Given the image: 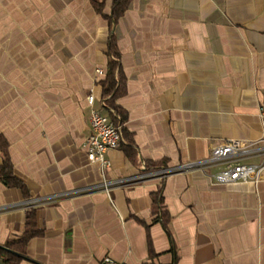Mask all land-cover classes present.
<instances>
[{"label": "crops", "instance_id": "crops-1", "mask_svg": "<svg viewBox=\"0 0 264 264\" xmlns=\"http://www.w3.org/2000/svg\"><path fill=\"white\" fill-rule=\"evenodd\" d=\"M93 1L110 13L113 0H0V135L29 194L0 180V245L33 211L41 233L14 264H264V169L228 184L214 167L139 179L263 136L264 0H129L112 26ZM111 33L126 119L103 176L84 147L86 95L102 99ZM103 178L129 183L107 192Z\"/></svg>", "mask_w": 264, "mask_h": 264}, {"label": "built area", "instance_id": "built-area-1", "mask_svg": "<svg viewBox=\"0 0 264 264\" xmlns=\"http://www.w3.org/2000/svg\"><path fill=\"white\" fill-rule=\"evenodd\" d=\"M104 75L103 68H96L93 80L98 83ZM86 103L90 109V128L84 142L87 159L92 163H98L103 175L106 168L110 166L107 152L111 149H118L123 142L122 130L124 124L119 117L113 118L108 111H105V100H96L91 89L86 95ZM260 118L264 122V105L259 108ZM252 156H261L260 164L247 163L244 160ZM214 167L215 171L208 176L215 184H228L239 181L257 180L260 172L264 169V134L258 140L227 139L215 144L207 157L179 164L174 167H161L141 175L139 179L155 177L162 179L165 176L199 169L206 172ZM104 176V175H103ZM136 181V180H133ZM127 180L108 181L103 178L101 187L107 192L117 185H126ZM132 183V182H131ZM103 264H123L105 256Z\"/></svg>", "mask_w": 264, "mask_h": 264}, {"label": "trees", "instance_id": "trees-1", "mask_svg": "<svg viewBox=\"0 0 264 264\" xmlns=\"http://www.w3.org/2000/svg\"><path fill=\"white\" fill-rule=\"evenodd\" d=\"M129 0H113L109 14H104L102 10V3L93 1L95 11L102 14L112 26L115 21L123 14L127 8ZM101 87L102 99L105 100V108L113 117H119L120 122L124 124L126 114L122 108L117 104V99L125 93V77L121 70L119 61V52L117 50L114 34L109 35L108 49H107V63L104 69V75L98 81ZM124 127L122 130V136ZM0 151L2 153V163L0 164V180L8 187H16L21 190L24 197H27L28 191L24 182L16 177L12 171V164L7 152V142L0 135ZM154 203L158 208V219L161 218L164 228L167 230V222L169 215L162 205V197L159 191L154 196ZM41 231L36 227L34 212L28 211L26 214V222L23 232L13 239H8L4 247L10 251L0 248V264H14L25 255V246L27 242L39 235ZM149 264V263H145Z\"/></svg>", "mask_w": 264, "mask_h": 264}, {"label": "water", "instance_id": "water-1", "mask_svg": "<svg viewBox=\"0 0 264 264\" xmlns=\"http://www.w3.org/2000/svg\"><path fill=\"white\" fill-rule=\"evenodd\" d=\"M0 248L4 249V250H6V251H10L8 248H6V247H4V246H2V245H0Z\"/></svg>", "mask_w": 264, "mask_h": 264}]
</instances>
